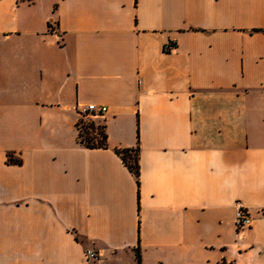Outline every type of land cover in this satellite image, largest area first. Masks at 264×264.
Returning <instances> with one entry per match:
<instances>
[{
	"label": "crops",
	"instance_id": "crops-1",
	"mask_svg": "<svg viewBox=\"0 0 264 264\" xmlns=\"http://www.w3.org/2000/svg\"><path fill=\"white\" fill-rule=\"evenodd\" d=\"M0 264H264V0H0Z\"/></svg>",
	"mask_w": 264,
	"mask_h": 264
},
{
	"label": "trees",
	"instance_id": "trees-1",
	"mask_svg": "<svg viewBox=\"0 0 264 264\" xmlns=\"http://www.w3.org/2000/svg\"><path fill=\"white\" fill-rule=\"evenodd\" d=\"M78 141L87 148H106L107 135L103 124L96 125L93 121L78 119L76 122ZM116 153L122 159L124 165L135 176L138 185H140V145L139 142L135 147L116 149ZM9 161H12L9 156ZM137 260L140 262L141 256L137 251Z\"/></svg>",
	"mask_w": 264,
	"mask_h": 264
},
{
	"label": "built area",
	"instance_id": "built-area-1",
	"mask_svg": "<svg viewBox=\"0 0 264 264\" xmlns=\"http://www.w3.org/2000/svg\"><path fill=\"white\" fill-rule=\"evenodd\" d=\"M168 46L166 49H170ZM77 112L79 119L85 121H93L96 125L100 124L99 119L105 117L108 112V107L105 105H97L95 103L79 104L77 106ZM254 217L240 204L236 208V227L239 233H242L252 226ZM86 256L88 259H96L98 253L92 249L86 250Z\"/></svg>",
	"mask_w": 264,
	"mask_h": 264
},
{
	"label": "rangeland",
	"instance_id": "rangeland-1",
	"mask_svg": "<svg viewBox=\"0 0 264 264\" xmlns=\"http://www.w3.org/2000/svg\"><path fill=\"white\" fill-rule=\"evenodd\" d=\"M78 119H79V115H78Z\"/></svg>",
	"mask_w": 264,
	"mask_h": 264
}]
</instances>
